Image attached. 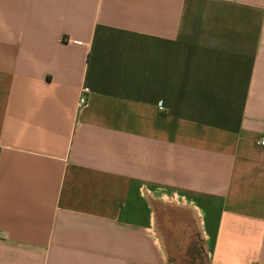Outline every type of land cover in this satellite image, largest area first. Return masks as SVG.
I'll return each mask as SVG.
<instances>
[{"label": "crops", "instance_id": "obj_1", "mask_svg": "<svg viewBox=\"0 0 264 264\" xmlns=\"http://www.w3.org/2000/svg\"><path fill=\"white\" fill-rule=\"evenodd\" d=\"M262 141L264 0H0V264H264Z\"/></svg>", "mask_w": 264, "mask_h": 264}, {"label": "rangeland", "instance_id": "obj_2", "mask_svg": "<svg viewBox=\"0 0 264 264\" xmlns=\"http://www.w3.org/2000/svg\"><path fill=\"white\" fill-rule=\"evenodd\" d=\"M180 214H175V215H171V216H174L176 218H180L182 220V224L188 225L190 227V231H191L190 232L191 233L190 238L193 240L192 246H194V243L199 240V238L196 235L197 231H196L195 225L189 216H187L184 213H180ZM193 229H195V230H193ZM197 250H199V249H197ZM180 259H182V256H180Z\"/></svg>", "mask_w": 264, "mask_h": 264}, {"label": "built area", "instance_id": "obj_3", "mask_svg": "<svg viewBox=\"0 0 264 264\" xmlns=\"http://www.w3.org/2000/svg\"><path fill=\"white\" fill-rule=\"evenodd\" d=\"M87 88H83L80 90L78 99H77V110H82L87 105V95H88ZM262 145H264V141L261 142Z\"/></svg>", "mask_w": 264, "mask_h": 264}]
</instances>
